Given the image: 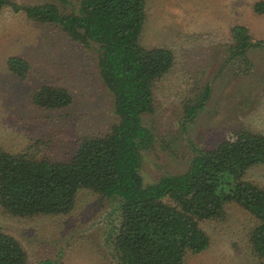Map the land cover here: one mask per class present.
<instances>
[{"label": "rangeland", "instance_id": "obj_1", "mask_svg": "<svg viewBox=\"0 0 264 264\" xmlns=\"http://www.w3.org/2000/svg\"><path fill=\"white\" fill-rule=\"evenodd\" d=\"M77 1L69 0L66 8ZM256 1L148 0L141 43L166 46L175 62L155 83L154 111L144 115L155 136L153 146L143 151L140 173L146 183L186 171L196 148H213L241 130L264 134V14L254 12ZM236 24L245 25L261 43L233 56L230 30ZM96 50L71 43L23 12L0 11V147L66 160L80 138L105 133L117 122ZM13 55L30 62L26 79L8 71ZM43 83L67 87L74 102L58 110L38 108L30 96ZM208 83L210 98L194 119L184 121L186 106ZM244 177L264 188V165L249 168ZM120 221V200L90 189L78 192L66 214L19 217L0 207V231L21 242L27 264H119L114 239ZM256 223L238 204H228L223 218L200 222L210 245L188 253L183 264H264L249 241Z\"/></svg>", "mask_w": 264, "mask_h": 264}, {"label": "trees", "instance_id": "obj_2", "mask_svg": "<svg viewBox=\"0 0 264 264\" xmlns=\"http://www.w3.org/2000/svg\"><path fill=\"white\" fill-rule=\"evenodd\" d=\"M67 3L0 0V11L23 12L71 43L96 46L100 76L113 94L118 120L105 133L80 138L66 160L0 147L2 210L29 218L66 214L78 192L90 189L120 200L121 221L114 239L119 264H183L188 253L210 245L200 222L223 218L228 204L236 203L257 221L249 241L254 254L264 260V188L244 177L249 168L264 165V134L241 130L213 148H196L186 171L146 183L140 173L143 151L153 146L155 136L144 115L154 111L153 87L171 70L175 55L166 46L141 43L148 0H78L69 9ZM253 9L264 14V0L256 1ZM230 31L233 56L261 43L245 25L236 24ZM31 67L22 56L7 60L8 71L20 79L27 78ZM211 91L206 84L196 102L186 106L184 121L194 119ZM30 98L45 110L74 102L67 87L52 83L38 85ZM0 264H27L21 242L4 231Z\"/></svg>", "mask_w": 264, "mask_h": 264}]
</instances>
